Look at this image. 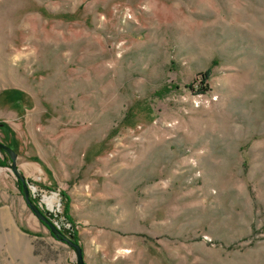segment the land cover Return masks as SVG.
I'll list each match as a JSON object with an SVG mask.
<instances>
[{
	"label": "rangeland",
	"instance_id": "rangeland-1",
	"mask_svg": "<svg viewBox=\"0 0 264 264\" xmlns=\"http://www.w3.org/2000/svg\"><path fill=\"white\" fill-rule=\"evenodd\" d=\"M0 142L2 264H264V0H0Z\"/></svg>",
	"mask_w": 264,
	"mask_h": 264
},
{
	"label": "water",
	"instance_id": "water-1",
	"mask_svg": "<svg viewBox=\"0 0 264 264\" xmlns=\"http://www.w3.org/2000/svg\"><path fill=\"white\" fill-rule=\"evenodd\" d=\"M0 149L3 150L9 156V158L11 160L10 167L13 170V172L15 173V175L17 176V178L22 183L24 198H25L27 204L29 205L30 209L32 210V212L42 222H44V224L50 229L51 233L54 236H59L61 234L59 228L56 227V225L48 217H46L40 211L39 207L37 205H35L33 203V201L29 198V192H28V188L26 187L25 180H24L23 176L19 173L18 168H17V163H16L17 153L12 148H10L9 146H7L6 144H4L2 142H0ZM63 240L75 250L76 259H77L76 264H85V261L83 259V254H82V248L80 247V245L78 243L70 240V239H67V238H63Z\"/></svg>",
	"mask_w": 264,
	"mask_h": 264
},
{
	"label": "bare ground",
	"instance_id": "bare-ground-1",
	"mask_svg": "<svg viewBox=\"0 0 264 264\" xmlns=\"http://www.w3.org/2000/svg\"><path fill=\"white\" fill-rule=\"evenodd\" d=\"M44 201H46L48 207L50 209H53V203L57 200L56 195L47 197V196H43ZM5 216V214H4ZM1 217L0 218V239L1 241H3V245L2 248L6 249V251L9 253L10 256H12L13 253V246L15 245V236H16V229L13 230L11 225L10 220H6L5 218ZM9 217V216H8ZM19 238V236H18ZM17 240V239H16ZM20 240V239H19ZM5 242V243H4ZM20 246V244H19ZM17 256V255H15ZM1 258H0V264L1 263Z\"/></svg>",
	"mask_w": 264,
	"mask_h": 264
},
{
	"label": "trees",
	"instance_id": "trees-1",
	"mask_svg": "<svg viewBox=\"0 0 264 264\" xmlns=\"http://www.w3.org/2000/svg\"><path fill=\"white\" fill-rule=\"evenodd\" d=\"M2 151V153L5 155V159H2L1 161H0V165H6L5 163H6V159H8V155L3 151V150H1ZM18 183H21L20 182V180L18 179ZM62 235V234H61ZM60 235V236H61ZM60 236H56L58 239H60L61 237ZM64 236V235H63Z\"/></svg>",
	"mask_w": 264,
	"mask_h": 264
},
{
	"label": "built area",
	"instance_id": "built-area-1",
	"mask_svg": "<svg viewBox=\"0 0 264 264\" xmlns=\"http://www.w3.org/2000/svg\"><path fill=\"white\" fill-rule=\"evenodd\" d=\"M54 224L56 225V227H58L56 223H54Z\"/></svg>",
	"mask_w": 264,
	"mask_h": 264
}]
</instances>
